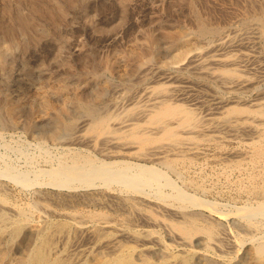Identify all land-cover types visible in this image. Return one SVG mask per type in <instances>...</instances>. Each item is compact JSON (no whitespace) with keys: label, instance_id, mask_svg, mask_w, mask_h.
I'll list each match as a JSON object with an SVG mask.
<instances>
[{"label":"rangeland","instance_id":"374dc122","mask_svg":"<svg viewBox=\"0 0 264 264\" xmlns=\"http://www.w3.org/2000/svg\"><path fill=\"white\" fill-rule=\"evenodd\" d=\"M53 1L0 0V21L2 20L0 22V83L2 84L0 85V90L2 91L4 89L2 92L0 91V109L3 108L0 111V115L2 114L1 116H3L4 114L3 117L6 122L4 123L5 125L3 124V128L2 125H0V132L2 133L0 134V167H2L5 162H7L12 166L11 171L22 170L24 173L26 172V174H29L28 176L30 178L33 179L34 177V179L39 180L34 181V184L31 183L30 185L24 186L19 181L14 178H11L8 175L7 177H5V175L3 174L0 175V211L5 212L7 217L11 220L18 216V207H27L26 209H30L29 212L31 211L29 214H31L32 219H30L32 220V222L40 221L38 217L34 216V213L38 212L42 215L41 218L47 219L49 221L52 220L51 222H53L54 224H65L66 221L67 223L69 221H72L73 223L88 225L91 227H93L92 224L100 225L101 228L96 233H88L86 231L81 232L73 229L69 230L68 233V231H66L65 229L63 233H59V237L56 235L58 239L56 238L55 240V251L62 254L68 253L69 255L73 253L70 256L71 259H73L74 257L77 258V256H81L84 258L85 255H83L82 251L85 250L91 251L92 255L90 254L91 257L89 256L87 259L89 260L88 262H93L95 261V258L99 256L104 257L112 254L111 249H114L115 246L116 248L124 247L129 246L132 243L131 245L134 247L136 246V249H138L139 246V249L144 248V252H136V254H138L136 255L137 258H140L143 255L148 256L154 260H159L161 259L163 254V252L161 251H164L163 244H165V246H168V251L171 254L174 253L173 255H175V253L176 256L179 257L188 255L189 258L192 260H190V264H207L206 258H204V256L201 254L204 251H206L207 256L217 260L219 264H257L254 259L255 257L250 251L253 244H255L257 241H264V216L256 214L249 221L246 217L244 218L243 215L237 213V208L243 205H252V207H256L260 201L264 200V193L261 189L258 188V186H260L264 182V154H259L258 159H255L254 157L257 154V145H255V143L264 145V135H261L260 137L256 136V133L244 127H241L237 130H232L226 125H220L216 129H211L209 127L210 129L208 128L202 131V133L200 134L191 133L196 134L193 143L197 144L196 147L198 149L196 147L191 148V150L190 148L186 149V152L189 151L188 153H186L185 150L180 153L174 152L173 150H168L165 153L168 154L166 156L169 159H174V162L171 165L174 170L173 172V170L168 167L167 164L161 162V160L158 159L157 154H142L140 152V149L138 148V144L131 145L129 142H127L126 139L119 136V134L123 133L126 128H128V126H126V123L136 122V119L137 121L143 122L144 119H142V114L138 112L137 114H135L134 112H131V110H128V108L130 109L136 107L135 109L137 111V109L139 110L141 109V107H144L149 102L148 91H150V89H155L156 92L159 91L160 93H163V90H169V93L166 96L167 99L170 98L168 99L170 102L174 104H184L185 107L192 109L197 115L204 118L205 121H207V113L217 111L214 114L219 115L220 112L218 111L219 109H222L219 107L221 105H224L225 108H244L241 114L244 117L245 122L247 121L248 123H260L261 120H254L252 114L254 113L256 107L264 108V104L262 106L257 103L259 101L264 102V96H262L264 95V50L262 51V49H264V33H261V29L256 25L253 20V16L255 17V13L258 9L256 8L257 6L255 7V5L257 4L259 7L261 3L260 1L263 0H92V3H90L91 0ZM242 1L243 3H241ZM75 4L80 5L76 6ZM240 10H243L245 12ZM12 12L14 15L12 14ZM202 14L205 16H203ZM74 16L77 20L74 18ZM202 17L205 19H203ZM26 18L28 19V22ZM93 18H95V20ZM199 18L203 19L206 24L209 22L210 26L217 25L223 26L225 28L227 27L228 29H224L223 27H221L222 30H225V32L223 31L222 36H224V39L228 38L229 40L233 38V40H230L229 42L227 41L228 45L225 44V47L223 46L224 49L223 47L222 49L220 47V50H218L219 48L213 49L214 51H212L211 49L209 50V44L212 43L211 41H215L216 36L206 35L205 37H200L199 35H197ZM23 20H25V22L27 23H24ZM13 22H15L16 24ZM6 26L7 29L5 28ZM46 28H48L49 31ZM238 28L241 30H239ZM237 29L239 31H237ZM6 30H8V32ZM248 30L251 33L248 32ZM253 30L256 31V34H253ZM31 31L33 32L32 34L30 33ZM3 34L5 35V37L2 36ZM9 34L11 35L9 36ZM16 35H19L20 37L17 36L18 38H16ZM209 37H211L210 40ZM27 38L29 40H27ZM153 38L154 40L151 41ZM36 39L37 41H35ZM195 39L197 40V42ZM25 40L27 41V43ZM18 41L20 42L18 43ZM39 42L41 43L38 44ZM242 43L244 44L242 45ZM195 44L196 48L194 47ZM232 44H234L235 47ZM192 47L194 49H200L201 47V50H203L204 52L208 51V54L213 52H220L221 55L225 56L226 58H234V62L226 60L228 63L226 61L223 63H226V65H223L222 63L212 65L217 66L218 68H237L238 73L241 74L242 77H245L247 80L244 82H234L231 85L224 82L222 83L220 80H216L215 78L213 79V77L211 78V76H207L209 78H207L206 76H203L204 78L202 76H199V74H197L196 72L197 68L194 66L193 63V65L191 63H187L188 66L186 65V62H189L186 58L189 55L188 53L194 50L192 49ZM234 48L236 51H234ZM237 48L239 49L237 50ZM227 50L228 52H226ZM175 51H177V53ZM180 54L182 56H179ZM173 56L175 57L173 58ZM241 56H244V58ZM249 57L250 59H252L251 61ZM161 60L164 62H162ZM236 61L238 62L236 63ZM229 62H232V64L230 65ZM184 64L187 67L180 68L181 65ZM146 66L148 67V70H146ZM151 66L157 68L154 69ZM237 66L240 68H238ZM158 67L160 70L158 69ZM192 68H195V70L193 71ZM157 69L158 71H156ZM258 70H261L262 72H259ZM3 71L4 73H2ZM149 71H151L152 73H150ZM155 71L157 74L154 73ZM137 72L141 74V76H139V74L136 75ZM173 74L176 76L174 77ZM104 75L106 78L104 77ZM101 76H103V79ZM250 76H252V79L250 78ZM161 77L164 79H162ZM133 78H136L137 80H133ZM148 78L150 81L148 80ZM139 79L140 81L137 82ZM151 79L153 81L155 80V82H153ZM174 79H176V81ZM261 79L263 80L260 81ZM99 80H101V82ZM185 80L190 81L187 82ZM213 80L215 82H213ZM109 81L113 83H110ZM114 82H117L118 84ZM124 83H126L127 85ZM56 84H58L60 87L56 86ZM143 84L144 87H142ZM146 84H148L149 86ZM223 84L226 85V88L225 86H222ZM4 85L6 87H3ZM175 85H178L177 89H174ZM185 85L187 86L185 87ZM241 85H244V87L240 88L239 86ZM112 86H114L115 89ZM233 86L235 87V89ZM256 86L257 88H255ZM130 87L131 89L129 90ZM119 88H123V90H119ZM138 88L141 89L138 90ZM229 88H231L230 91ZM142 89L145 91H143ZM232 89L236 91H233ZM33 90L36 92H33ZM116 90L118 91V93ZM75 91H77V93ZM113 91H115L116 93ZM142 91L145 93H143ZM219 92L221 93L219 94ZM65 93L67 97L65 96ZM131 93H133L134 95H132ZM140 93L143 95H140ZM170 94L172 97L170 96ZM108 95L111 96L109 97ZM130 95L132 96V98ZM105 97L108 99H106ZM126 97L128 98L127 100H125ZM133 97L137 98L138 100ZM179 97L182 99H180ZM185 97L186 100H184ZM237 97L239 98V100ZM251 98H253L254 100ZM134 99L135 101H133ZM143 99L144 103L142 102ZM102 100H104V102L106 101V103H102ZM130 100L133 103H131ZM219 100H223V102L218 103L217 101ZM233 100L235 103L233 102ZM136 101L139 102L137 103ZM83 102H91L97 105L103 114H107L108 111H111L112 109L110 113H113V116L110 117L109 123L113 128V131L97 134L96 132H89L88 126L92 123L93 120L86 116L85 113L82 111ZM140 103L141 105H139ZM142 103L144 104V106ZM241 103L245 105H242ZM2 104L3 106H1ZM114 104L115 106L113 107ZM16 105H19V107ZM216 105L219 107L217 108ZM78 108L81 110H79ZM246 108L248 110H246ZM132 116H134L135 118H131ZM86 118L88 119L85 120ZM21 119L23 121H21ZM68 119L69 121L77 122L78 125L75 122V124L77 125L74 131L75 133L73 132L72 136H68L67 134V136L65 134L54 135L53 130L60 129V127L63 125V121H68ZM9 122L12 126L9 124ZM207 124H210L211 127L213 125L212 122ZM83 127L85 128L83 129ZM120 128L124 129L121 130ZM148 129H151L152 131H158V129L154 126H148ZM213 131L215 132V134ZM77 133L78 135H76ZM181 133L187 134L186 132ZM251 133L253 134L251 135ZM74 137L77 139H74ZM84 137L86 138L84 139ZM87 137L89 138V140ZM102 139L103 144L100 142V140ZM111 142H113L115 146ZM198 144H200V147ZM67 145L68 147H66ZM73 151L77 152L78 154L81 153V155L84 154L83 156H86V158H88L89 156L90 159H87L88 162L91 160H94L97 163L100 160L107 159V161H120L129 159L128 161H130L131 163H143L146 165H154L155 167L162 170L165 173V176L156 179V182L152 186H147L142 192L135 190L132 191L131 189H128L122 184L116 182L105 183L101 179H97L92 184H81L76 182L71 184L70 186H59L49 183L46 179L47 177L45 178L44 175H41L39 177L37 176L36 170L39 168H49L63 161V159L66 160H64L65 162H70V156L74 153ZM105 151L107 152L105 153L106 155L103 154ZM129 155L133 157H130ZM133 169L135 170V167H133L132 170ZM177 169L181 172L177 173ZM166 178H169L170 180L172 179L173 181H171L173 185L179 186L177 188L185 192L187 195H192L191 197H199L202 199V201H206L208 204H217V212L214 209H210L206 205L194 204L191 200H184L182 202L178 199L176 200V198H174L173 196H159L156 193L158 189L163 191V194H170L172 192H175V187H173V185L167 184ZM158 181L161 182L160 186L158 185ZM104 183L108 185H105ZM138 192L139 194H137ZM47 193L48 195L46 196ZM58 196H60L62 199H60V197ZM156 196H159L160 199ZM47 198H49V200H46ZM115 203L117 204V206ZM157 204H160L161 206ZM118 205H121V208ZM154 205H157V207H155ZM134 206L136 209L139 208L140 210L134 209ZM168 209H171L172 211ZM74 210L75 212H72ZM191 210L193 211V213L194 211L197 213H199L200 211L203 212V214L200 212L202 215H200V213H195V216L198 217L197 220L199 224L201 223L200 225L204 227H212L215 237L213 240H209L208 236L204 232L198 231L192 233V236L189 237L190 240L188 239L187 243H181V238L179 237V233L176 228L173 229L172 227L163 224L166 222L172 223L178 221H185L186 213H190ZM220 210L222 211V213ZM125 211L127 212L125 213ZM139 211L141 216L137 214V212L139 213ZM103 212L105 214H103ZM64 214H66V217L64 216ZM43 215L44 217H47L44 218ZM150 215L156 218V220L151 219L149 217ZM209 215L211 217H208ZM205 216L208 218H206ZM79 221L83 223H79ZM151 221L154 223H152ZM123 226L125 228H123ZM146 227L150 232L147 230ZM151 230L155 231L152 232ZM102 231H105V233ZM137 231H140L139 233L143 232L149 234L146 237L147 239L133 237L132 233ZM110 232L112 233V235H109L111 234ZM256 235H258L259 237L257 236L256 238ZM123 236L126 238L124 239ZM155 237H160L161 242L158 241ZM35 238L36 233L30 228L29 225H27L23 228L14 244L8 242L7 235H3V248L10 245L11 251L9 254V258H13L17 261L20 256L25 255L29 251L31 245L35 241ZM69 239L71 240V242ZM238 239H242L244 243L242 240L238 241ZM93 242L94 244L95 242L97 244L94 245ZM24 246L26 247L23 248ZM208 246H210L211 249H207ZM58 247L60 250L62 249V252L58 249ZM73 247L75 249H73ZM147 247H150L148 251ZM247 248L249 250H247ZM139 249L137 251H139ZM151 249L153 250L151 251ZM197 249L200 250L198 251ZM97 250L98 252H100L98 253ZM181 250L183 252L182 254L185 255L180 254ZM65 251H67V253ZM159 252H161L162 254ZM224 253L228 256H225ZM249 256L251 257V259ZM177 262V264H182L181 261ZM2 264L7 263L3 262Z\"/></svg>","mask_w":264,"mask_h":264},{"label":"bare ground","instance_id":"6f19581e","mask_svg":"<svg viewBox=\"0 0 264 264\" xmlns=\"http://www.w3.org/2000/svg\"><path fill=\"white\" fill-rule=\"evenodd\" d=\"M6 1V0H5ZM53 1V0H52ZM57 1V0H56ZM68 1V0H67ZM71 1V0H70ZM69 1V2H70ZM82 1V0H81ZM80 1V2H81ZM239 1H241V0H239ZM256 1V0H255ZM54 2V1H53ZM59 2V1H58ZM85 2V1H84ZM93 2H95V1H93ZM247 2V1H246ZM261 3H260V5H259V7H258V5L256 4L255 5V7L256 8H258L257 9V11H256V9H255V11H256V13H255V17L253 16V20H254V22L256 23V25L261 29V33H264V0L263 1H260ZM90 3H92V0H91V2ZM198 3V2H197ZM240 3V2H239ZM241 3H243V1L241 2ZM46 4V3H45ZM69 4V3H68ZM74 4V3H73ZM254 4V3H253ZM76 5V4H75ZM77 5H80V4H77ZM76 5V6H77ZM246 5V4H245ZM244 5V6H245ZM191 6H193V5H191ZM249 6V5H248ZM17 7V6H16ZM70 7V6H69ZM196 7V6H195ZM243 7V6H242ZM46 8V7H45ZM65 8V7H64ZM73 8V7H72ZM192 8V7H191ZM199 8V7H198ZM248 8H250V7H248ZM252 8V7H251ZM66 9H67V7H66ZM70 9V8H69ZM82 9V8H81ZM195 9V8H194ZM245 9H247V8H245ZM254 9V8H253ZM10 10V9H9ZM73 10V9H72ZM78 10V9H77ZM251 10V9H250ZM12 11V10H11ZM70 11V10H69ZM75 11H76V9H75ZM80 11V10H79ZM78 11V12H79ZM94 11V10H93ZM194 11V10H193ZM240 11H243V10H240ZM239 11V12H240ZM89 12V11H88ZM90 12H91V10H90ZM196 12V11H195ZM200 12V11H199ZM243 12H245V11H243ZM247 12V11H246ZM252 12H253V10H252ZM73 13V12H72ZM94 13V12H93ZM192 13V12H191ZM241 13V12H240ZM12 14H13V12H12ZM90 14V13H89ZM88 14V15H89ZM201 14V13H200ZM242 14V13H241ZM9 15V14H8ZM14 15V14H13ZM80 15V14H79ZM194 15V14H193ZM203 15V14H202ZM201 15V16H202ZM244 15V14H243ZM247 15H248V13H247ZM246 15V16H247ZM31 16V15H30ZM37 16H38V14H37ZM92 16V15H91ZM198 16H199V14H198ZM203 16H205V15H203ZM241 16V15H240ZM251 16V17H252ZM10 17V16H9ZM69 17H71V16H69ZM88 17V16H87ZM11 18V17H10ZM35 18V17H34ZM74 18L76 19V17L74 16ZM79 18H81V17H79ZM203 18V17H202ZM246 18H248V17H246ZM12 19V18H11ZM27 19V18H26ZM40 19H42V18H40ZM52 19V18H51ZM94 20H95V18H93ZM197 19V18H196ZM203 19H205V18H203ZM203 19H198V28H197V35H199L200 37H205L206 35H212V36H216V39H215V41H211L212 43H210L209 45V50L211 49L212 51H214L213 49H218V50H220V47H221V49H222V47L224 46L225 47V44H227V41L229 42L230 40H233V38H231V39H229L228 40V38L227 39H224V36H222L223 35V31L225 32V30H222V28L221 27H223V26H217V25H212V26H210L209 24V22L206 24L204 21H203ZM236 19V18H235ZM10 20V19H9ZM39 20V19H38ZM77 20V19H76ZM247 20V19H246ZM249 20H250V17H249ZM2 21V20H1ZM0 21V22H1ZM14 21H15V19H14ZM41 21V20H40ZM208 21V20H207ZM17 22V21H16ZM23 22L24 23H27L28 22V19H27V22H25V20H23ZM30 22V21H29ZM44 22V21H43ZM42 22V23H43ZM61 22V21H60ZM74 22V21H73ZM83 22V21H82ZM239 22H241V21H239ZM242 22H243V20H242ZM245 22H247V21H245ZM244 22V23H245ZM253 22V23H254ZM9 23H10V21H9ZM11 23H12V21H11ZM13 23H15V22H13ZM216 23V22H215ZM1 24V23H0ZM16 24V23H15ZM44 24V23H43ZM61 24V23H60ZM213 24V23H212ZM240 24V23H239ZM238 24V25H239ZM249 24V23H248ZM12 25V24H11ZM63 25V24H62ZM196 25H197V23H196ZM231 25V24H230ZM234 25V24H233ZM15 26V25H14ZM44 26V25H43ZM235 26V25H234ZM246 26H247V23H246ZM250 26H251V24H250ZM254 26V25H253ZM229 27H231V26H229ZM6 29H7V26L5 27ZM16 28H18V27H16ZM15 28V29H16ZM28 28V27H27ZM224 29H226L225 27H223ZM235 28V27H234ZM234 28H231V29H234ZM242 28H244V27H242ZM254 28V27H253ZM47 30H48V28H46ZM56 29V28H55ZM195 29V28H194ZM228 29V28H227ZM239 29V28H238ZM237 29V31H239V30H241V29H239L238 30ZM249 29V28H248ZM20 30V29H19ZM40 30V29H39ZM59 30V29H58ZM7 32H8V30H6ZM28 31V30H27ZM41 31V30H40ZM43 31V30H42ZM49 31V30H48ZM231 31H234V30H231ZM230 31V32H231ZM254 31V30H253ZM2 32V31H1ZM21 32V31H20ZM56 32V31H55ZM54 32V33H55ZM248 32H250L249 30H248ZM257 32H259V31H257ZM14 33H16V32H14ZM23 33H25V32H23ZM31 34L33 33L32 31L30 32ZM169 33V32H168ZM172 33V32H171ZM244 33V32H243ZM242 33V34H243ZM251 33V32H250ZM256 34V31H254L253 32V34ZM12 34V33H11ZM11 34H9V36L11 35ZM34 34H35V32H34ZM40 34V33H39ZM49 34H50V32H49ZM164 34H165V32H164ZM246 34V33H245ZM259 34V33H258ZM24 35V34H23ZM23 35H22V39H23ZM26 35V34H25ZM55 35V34H54ZM56 35H57V33H56ZM169 35H171V34H169ZM191 35V34H190ZM225 35V34H224ZM228 35H229V33H228ZM241 35V34H240ZM2 36H4L5 37V35L3 34ZM17 36H19V35H16V38H18ZM46 36H47V34H46ZM48 36H50V35H48ZM226 36V35H225ZM254 36V35H253ZM259 36V35H258ZM20 37V36H19ZM37 37H38V35H37ZM41 37V36H40ZM43 37V36H42ZM155 37V36H154ZM184 37V36H183ZM195 37V36H194ZM7 38V37H6ZM8 38H10V37H8ZM44 38H45V36H44ZM150 38V37H149ZM171 38V37H170ZM197 38V37H196ZM210 38L211 37H209V40H210ZM248 38V37H247ZM1 39V38H0ZM184 39V38H183ZM203 39V38H202ZM208 39V38H207ZM27 40H29L28 38H27ZM154 40V38L151 40V41H153ZM196 40V39H195ZM245 40V39H244ZM250 40V39H249ZM248 40V41H249ZM256 40V39H255ZM26 41V40H25ZM35 41H37V39L35 40ZM178 41V40H177ZM187 41V40H186ZM192 41V40H191ZM191 41H189V42H191ZM208 41V40H207ZM239 41V40H238ZM20 41H18V43H19ZM21 42H22V40H21ZM32 42V41H31ZM188 42V41H187ZM196 42H197V40H196ZM236 42V41H235ZM250 42H252V41H250ZM264 42V41H263ZM26 43H27V41H26ZM34 43V42H33ZM41 42H39L38 44H40ZM199 43V42H198ZM32 44V43H31ZM30 44V45H31ZM37 44V45H38ZM184 44H185V42H184ZM189 44V43H188ZM187 44V45H188ZM244 43H242V45H243ZM250 44V43H249ZM12 45V44H11ZM25 45V44H24ZM190 45V44H189ZM192 45V44H191ZM201 45V44H200ZM199 45V46H200ZM206 45H208V44H206ZM228 45V44H227ZM232 45H234V44H232ZM239 45V44H238ZM246 45V44H245ZM254 45V44H253ZM4 46V45H3ZM13 46V45H12ZM34 46V45H33ZM32 46V47H33ZM183 46H185V45H183ZM241 46V45H240ZM263 46V45H262ZM29 47V46H28ZM27 47V48H28ZM195 48H196V44H195V46H194ZM224 47H223V49H224ZM229 47H230V43H229ZM234 47H235V45H234ZM239 47V46H238ZM259 47V46H258ZM261 47V46H260ZM22 48V47H21ZM20 48V49H21ZM24 48V47H23ZM34 48V47H33ZM176 48V47H175ZM180 48H183V47H180ZM5 49V48H4ZM192 49H194L193 47H192ZM206 49V48H205ZM208 49V48H207ZM226 49V48H225ZM239 48H237V50H238ZM258 49H261V48H258ZM23 50H25V49H23ZM22 50V51H23ZM180 50V49H179ZM185 50V49H184ZM264 49H262V51H263ZM7 51V50H6ZM178 51V50H177ZM177 51H175L176 53H177ZM225 51V50H224ZM230 51V50H229ZM234 51H236L235 50V48H234ZM246 51V50H245ZM261 51V52H262ZM183 52H185V51H183ZM182 52V53H183ZM208 51H206V52H204L203 50H201V47H200V49H194V50H192L190 53H188L187 55V59H188V61L189 62H186V65H187V63H193L194 64V66L197 68V74H199V76H211V78L213 77V79L215 78L216 80H220L222 83L224 82V83H227V84H231L232 85V83H236V82H244V81H246L247 79L245 78V77H242V75L241 74H239L238 73V69L237 68H218L217 66H214V65H217V64H223L226 60H229V61H235L234 60V58H231V57H229V58H226L225 56H222L221 55V53L219 52H213V53H210V54H208L207 53ZM223 52V51H222ZM226 52H228V50L226 51ZM242 52V51H241ZM251 52V51H250ZM259 52H260V50H259ZM225 54V53H224ZM232 54V53H231ZM248 54V53H247ZM250 54V53H249ZM230 55V54H229ZM233 55V54H232ZM238 55V54H237ZM177 56V55H176ZM179 56H182L181 54L179 55ZM240 56V55H239ZM246 56V55H245ZM248 56V55H247ZM175 56H173V58H174ZM178 57V56H177ZM185 57V56H184ZM241 57H243L244 58V56H241ZM252 57V56H251ZM176 59V58H175ZM174 59V60H175ZM236 59V58H235ZM249 59H250V57H249ZM146 60V59H145ZM164 60V59H163ZM183 60V59H182ZM252 59H250V61H251ZM162 61V60H161ZM4 62V61H3ZM162 62H164V61H162ZM185 62H183V63H185ZM227 62V61H226ZM238 61H236V63H237ZM241 62V61H240ZM243 62H245V61H243ZM248 62V61H247ZM5 63V62H4ZM177 63V62H176ZM180 63V62H179ZM178 63V64H179ZM228 63V62H227ZM264 63V62H263ZM163 64V63H162ZM161 64V65H162ZM166 64V63H165ZM164 64V65H165ZM181 64V63H180ZM179 64V65H180ZM192 64V65H193ZM211 64V65H210ZM212 64H214V65H212ZM229 64L231 65L232 64V62L230 63L229 62ZM249 64V63H248ZM157 65V64H156ZM159 65V64H158ZM171 65H173V64H171ZM191 65V66H192ZM223 65H226V63L225 64H223ZM237 65H239V64H237ZM264 65V64H263ZM262 65V66H263ZM174 66H175V64H174ZM178 66V65H177ZM188 66V65H187ZM187 66H185V64L184 65H181V67L180 68H186ZM233 66V65H232ZM234 66H235V63H234ZM1 67V66H0ZM147 67V66H146ZM151 67H153V66H151ZM171 67V66H170ZM193 67V66H192ZM238 67V66H237ZM3 68V67H2ZM154 68V67H153ZM157 67H155L154 69H156ZM169 68V67H168ZM172 68V67H171ZM175 68V67H174ZM238 68H240V67H238ZM4 69V68H3ZM153 69V70H154ZM158 69H159V67H158ZM158 69L156 70V71H158ZM164 69V68H163ZM191 69V68H190ZM193 69V68H192ZM242 69V68H241ZM16 70V69H15ZM146 70H148V67H147V69ZM153 70H151V71H153ZM160 70V69H159ZM177 70H178V68H177ZM180 70V69H179ZM189 70V69H188ZM195 70V68L193 69V71ZM243 70V69H242ZM244 70H246V69H244ZM108 71V70H107ZM145 71V70H144ZM151 71H149L150 73H152ZM156 71L154 72V73H156ZM176 71V70H175ZM191 71V70H190ZM189 71V72H190ZM259 71V70H258ZM261 71V70H260ZM259 71V72H260ZM263 71H264V68H263ZM103 72V71H102ZM142 72V71H141ZM140 72V73H141ZM183 72V71H182ZM242 72V71H241ZM244 72V71H243ZM258 72V73H259ZM262 72V71H261ZM2 73H4V71L2 72ZM86 73V72H85ZM143 73V72H142ZM147 73V72H146ZM161 73V72H160ZM162 73H164V72H162ZM173 73V72H172ZM171 73V74H172ZM175 73V72H174ZM181 73V72H180ZM187 73V72H186ZM80 74V73H79ZM78 74V75H79ZM139 73L137 72V74L136 75H138ZM157 74V73H156ZM169 74H170V72H169ZM178 74V73H177ZM183 74V73H182ZM191 74V73H190ZM194 74V73H193ZM196 74V73H195ZM15 75V74H14ZM145 75V74H144ZM143 75V76H144ZM149 75V74H148ZM153 75V74H152ZM151 75V76H152ZM165 75V74H164ZM174 75V74H173ZM86 76V75H85ZM94 76H96V75H94ZM139 76H141V74H139ZM142 76V77H143ZM146 76V75H145ZM176 75H174V77H175ZM193 76V75H192ZM260 76H262V75H260ZM21 77V76H20ZM102 77V79H103V76H101ZM104 77H105V75H104ZM117 77V76H116ZM167 77H169V76H167ZM186 77V76H185ZM205 77V78H206ZM252 76H250V78H251ZM258 77V76H257ZM10 78H11V76H10ZM88 78V77H87ZM99 78V77H98ZM106 78V77H105ZM114 78V77H113ZM138 78H140V77H138ZM162 78V77H161ZM166 78V77H165ZM170 78H173V77H170ZM180 78V77H179ZM178 78V79H179ZM183 78V77H182ZM187 78V77H186ZM192 78V77H191ZM190 78V79H191ZM197 78V77H196ZM204 78V77H203ZM207 78H209V77H207ZM248 78V77H247ZM91 79V78H90ZM109 79V78H108ZM136 79V78H135ZM134 78H133V80H135ZM158 79V78H157ZM162 79H164V78H162ZM161 79V80H162ZM169 79V78H168ZM177 79V78H176ZM176 79H174L175 81H176ZM252 79V78H251ZM257 79V78H256ZM4 80V79H3ZM96 80V79H95ZM137 80V79H136ZM148 80H149V78H148ZM152 80V79H151ZM170 80V79H169ZM172 80V79H171ZM206 80H208V79H206ZM263 79H261L260 81H262ZM100 82H101V80H99ZM140 81V79L137 81V82H139ZM141 81H143V80H141ZM150 81V80H149ZM153 81V80H152ZM151 81V82H152ZM185 81H190V80H185ZM194 81V80H193ZM6 82V81H5ZM61 82V81H60ZM71 82V81H70ZM74 82H75V80H74ZM110 82V81H109ZM122 82H123V80H122ZM153 82H155V80L153 81ZM157 82H160V81H157ZM166 82V81H165ZM198 82V81H197ZM213 82H215L214 80H213ZM259 82V81H258ZM264 82V81H263ZM56 83H58V82H56ZM62 83V82H61ZM110 83H113V82H110ZM114 83H117V82H114ZM133 83V82H132ZM143 83H145V82H143ZM147 83V82H146ZM149 83V82H148ZM185 83V82H184ZM184 83H183V86H184ZM205 83V82H204ZM220 83V82H219ZM221 83V84H222ZM247 83V82H246ZM251 83V82H250ZM252 83H254V82H252ZM4 84V83H3ZM6 84V83H5ZM63 84H64V82H63ZM118 84V83H117ZM122 84V83H121ZM124 84H126V83H124ZM174 84V83H173ZM180 84V83H179ZM178 84V85H179ZM186 84V83H185ZM207 84V83H206ZM220 84V85H221ZM0 85H2L1 83H0ZM37 85V84H36ZM109 85V84H108ZM127 85V84H126ZM132 85V84H131ZM138 85V84H137ZM137 85H135V86H137ZM146 85H148V84H146ZM178 85H175L174 86V89H177L178 88ZM212 85V84H211ZM238 85V84H237ZM236 85V86H237ZM248 85V84H247ZM250 85V84H249ZM52 86H53V84H52ZM54 86H55V84H54ZM56 86H59L58 84H56ZM63 86V85H62ZM72 86V85H71ZM70 86V87H71ZM90 86V85H89ZM130 86V85H129ZM149 86V85H148ZM169 86V85H168ZM187 85H185V87H186ZM207 86H209V85H207ZM218 86V85H217ZM216 86V87H217ZM223 87L225 86V88H226V85H222ZM228 86H230V85H228ZM246 86V85H245ZM255 86V85H254ZM3 87H6L5 85L3 86ZM60 87V86H59ZM58 87V88H59ZM69 87V88H70ZM91 87H93V86H91ZM113 88H114V86H112ZM117 87V86H116ZM127 87V86H126ZM142 87H144V84H143V86ZM141 87V88H142ZM154 87V86H153ZM234 87V86H233ZM240 88L241 87H244V85H241V86H239ZM248 87V86H247ZM259 87V86H258ZM263 87V86H262ZM47 88V87H46ZM74 88H75V86H74ZM85 88V87H84ZM125 88V87H124ZM134 88V87H133ZM141 88H138V90H140ZM146 88V87H145ZM149 88V87H148ZM183 88V87H182ZM232 88V87H231ZM231 88H229V91H230V89ZM236 88H238V87H236ZM246 88V87H245ZM249 88H250V86H249ZM255 88H257V86L255 87ZM254 88V89H255ZM73 89V88H72ZM89 89V88H88ZM115 89V88H114ZM122 90H123V88H121ZM120 88H119V90H121ZM131 89V87L129 88V90ZM184 89V88H183ZM234 89H235V87H234ZM260 89V88H259ZM4 90V89H3ZM2 90V91H3ZM13 90V89H12ZM76 90V89H75ZM124 90H126V89H124ZM143 90V89H142ZM173 90V89H172ZM180 90V89H179ZM214 90V89H213ZM221 90V89H220ZM225 90V89H224ZM233 90V89H232ZM238 90V89H237ZM242 90V89H241ZM244 90V89H243ZM250 90H251V88H250ZM1 91V90H0ZM1 91V92H2ZM6 91V90H5ZM21 91V90H20ZM32 91V90H31ZM79 91V90H78ZM86 91H88V90H86ZM117 91V90H116ZM143 91H145V90H143ZM142 91V92H143ZM164 92L163 93H160L159 91H157L156 92V90L155 89H150V91H148L149 92V102L144 106V99L142 100V104H143V106L144 107H141V109H137V111H136V107L135 108H128V110H131V112H134L135 114H137V112L138 113H140V114H142V116H143V118L142 119H144L143 120V122H140V121H137V119H136V122H130V123H126V126H128V128H126V130L123 132V133H121V134H119V136H121L122 138H124V139H126L127 140V142H129L131 145H133V144H138V148L140 149V152L142 153V154H157L158 155V159H160L161 160V162H164L165 164H167L168 165V167H170L172 170H173V168L171 167V165H172V163L174 162V159H169L166 155H168V154H165L168 150H173L174 152H183L184 150H185V152H186V149H189L190 148V150H191V148H194V147H196V143H193V140H194V138H195V136H196V134H191V133H198V134H200V133H202V131H204V130H206V129H208L209 127L212 129H216V128H218L220 125H226V126H228L230 129H232V130H237V129H240L241 127H244V128H247V129H250L252 132H254V133H256L255 135L256 136H261V135H264V108H262V107H256V109L254 110V113L252 114L253 115V117H254V120H257V121H260L261 120V122L260 123H254V122H245V119H244V117L242 116V112H243V109L244 108H238V107H230V108H225L224 107V105H221L220 107L219 106H217V108L219 107V108H222L221 110L219 109V111L218 112H220L219 113V115H215L214 113H216V112H209V113H207L208 114V116L206 117V120L207 121H205L204 120V118H202L201 116H199V115H197L192 109H190V108H187V107H185L184 106V104L183 105H181V104H174V103H172V102H170L168 99H170V98H168L167 99V94L169 93V90H167V91H165V90H163ZM176 91V90H175ZM174 91V92H175ZM178 91V90H177ZM182 91V90H181ZM222 91V90H221ZM228 91V92H229ZM233 91H236V90H233ZM253 91V90H252ZM258 91V90H257ZM9 92V91H8ZM12 92V91H11ZM30 92V91H29ZM33 92H36V91H34L33 90ZM76 93H77V91H75ZM113 92H115V91H113ZM124 92V91H123ZM126 92H128V91H126ZM130 92V91H129ZM132 92H134V91H132ZM135 92H138V91H135ZM140 92V91H139ZM4 93V92H3ZM25 93V92H24ZM111 93V92H110ZM116 93V92H115ZM117 93H118V91H117ZM143 93H145V92H143ZM177 93V92H176ZM218 93V92H217ZM221 92H219V94H220ZM9 94V93H8ZM27 94V93H26ZM114 94V93H113ZM123 94V93H122ZM132 95H134L133 93H131ZM183 94V93H182ZM181 94V95H182ZM184 94H185V91H184ZM230 94V93H229ZM239 94H242V93H239ZM260 94V93H259ZM3 95V94H2ZM10 95V94H9ZM74 95V94H73ZM121 95V94H120ZM119 95V96H120ZM124 95V94H123ZM140 95H143V94H141L140 93ZM227 95V94H226ZM249 95V94H248ZM247 95V96H248ZM4 96V95H3ZM36 96V95H35ZM65 96L67 97V95H66V93H65ZM69 96V95H68ZM76 96V95H75ZM109 96V95H108ZM111 96V95H110ZM109 96V97H110ZM114 96V95H113ZM112 96V97H113ZM129 96V95H128ZM131 96V95H130ZM135 96H137V95H135ZM169 96V95H168ZM170 96H171V94H170ZM178 96V95H177ZM256 96V95H255ZM262 96H264V95H262ZM64 97V96H63ZM107 97V96H106ZM105 97V98H106ZM117 97V96H116ZM172 97V96H171ZM181 97V96H180ZM179 97V98H180ZM233 97V96H232ZM2 98H5V97H2ZM6 98H7V96H6ZM65 98V97H64ZM75 98V97H74ZM130 98V97H129ZM131 98H132V96H131ZM130 98V99H131ZM133 98H135V97H133ZM182 98H183V96H182ZM182 98H180V99H182ZM222 98H223V96H222ZM221 98V99H222ZM228 98V97H227ZM234 98V97H233ZM238 98V97H237ZM236 98V99H237ZM259 98V97H258ZM258 98H256V99H258ZM261 98V97H260ZM102 99H104V98H102ZM106 99H108V98H106ZM105 99V100H106ZM110 99V98H109ZM112 99V98H111ZM114 99H116V98H114ZM119 99V98H118ZM117 99V100H118ZM128 98L126 97L125 98V100H127ZM135 99H137V98H135ZM135 99L133 100V101H135ZM173 99V98H172ZM175 99V98H174ZM224 99H225V97H224ZM251 99H253V98H251ZM255 99V100H256ZM263 99H264V97H263ZM5 100V99H4ZM38 100V99H37ZM138 100V99H137ZM140 100V99H139ZM177 100H179V99H177ZM184 100H186V97H185V99ZM238 100H239V98H238ZM254 100V99H253ZM107 101V100H106ZM106 101L104 102V100H102V103H106ZM113 101V100H112ZM111 101V102H112ZM116 101V100H115ZM131 101V100H130ZM174 101V100H173ZM232 101V100H231ZM241 101H242V97H241ZM30 102V101H29ZM101 102V101H100ZM119 102V101H118ZM117 102V103H118ZM137 102V101H136ZM135 102V103H136ZM139 102V101H138ZM137 102V103H138ZM218 103L219 102H223V100L222 101H217ZM233 102H234V100H233ZM238 102H240V101H238ZM253 102V101H252ZM2 103H3V101H2ZM120 103H121V100H120ZM125 103V102H124ZM131 103H133L132 101H131ZM136 103V104H137ZM185 103V102H184ZM190 103V102H189ZM217 103V104H218ZM225 103V102H224ZM223 103V104H224ZM228 103V102H227ZM235 103V102H234ZM244 103V102H243ZM259 105H262L263 106V104H264V102H261V101H259V102H257ZM15 104V103H14ZM111 104V103H110ZM109 104V105H110ZM113 104V103H112ZM116 104V103H115ZM115 104L113 105V107L115 106ZM128 104V103H127ZM126 104V105H127ZM242 104V103H241ZM22 105V104H21ZM25 105V104H24ZM117 105V104H116ZM123 105V104H122ZM125 105V104H124ZM133 105V104H132ZM139 105H141V103L139 104ZM138 105V106H139ZM190 105V104H189ZM242 105H245V104H242ZM1 106H3V104L1 105ZM16 106H18L19 107V105H16ZM63 106V105H62ZM107 106V105H106ZM111 106V105H110ZM128 106H130V105H128ZM137 106V105H136ZM235 106V105H234ZM256 106V105H255ZM17 107V108H18ZM55 107V106H54ZM59 107V106H58ZM80 107V106H79ZM239 107H241V106H239ZM251 107V106H250ZM81 108V107H80ZM108 108V107H107ZM123 108H125V107H123ZM206 108V107H205ZM211 108V107H210ZM213 108H215V107H213ZM255 108V107H254ZM1 109H3V108H1ZM1 109H0V111H1ZM53 109H55V108H53ZM79 109V108H78ZM248 109H249V107H248ZM247 108H246V110H248ZM19 110V109H18ZM79 110H81V109H79ZM103 110H105V109H103ZM106 110H108V109H106ZM207 110V109H206ZM22 111V110H21ZM54 111H56V110H54ZM82 111L85 113V115L86 116H88L90 119H92L93 121H92V123L88 126V130H89V132H96V134L97 133H104V132H112L113 131V128L111 127V125H110V123H109V119H110V117L111 116H113V113H110L111 111H112V109H111V111H108V113L107 114H103L102 113V111L100 110V108L97 106V105H95V104H93V103H91V102H83L82 103ZM53 112V111H52ZM82 112V113H83ZM202 112V111H201ZM200 112V113H201ZM4 113V112H3ZM22 113V112H21ZM57 113H59V112H57ZM83 113V114H84ZM23 114H25V113H23ZM61 114H62V112H61ZM206 114V115H207ZM2 115V114H1ZM0 115V125H2V128L4 127L3 126V124L4 123H6L5 122V119H4V114H3V116H1ZM15 115V114H14ZM58 116H59V114H58ZM57 116V117H58ZM62 117V116H61ZM16 118V117H15ZM18 118V117H17ZM59 118V117H58ZM63 118V117H62ZM129 118H130V116H129ZM131 118H135L134 116H132ZM23 119H24V117H23ZM57 119V118H56ZM82 119H83V117H82ZM81 119V120H82ZM88 118H86L85 120H87ZM247 119V118H246ZM7 120H9V119H7ZM61 120V119H60ZM66 120V119H65ZM251 120V119H250ZM13 121V120H12ZM15 121V120H14ZM21 121H23L22 119H21ZM56 121V120H55ZM11 122V121H10ZM10 122H9V124H10ZM76 122V121H75ZM75 122L73 121H69V119H68V121H63V125L60 127V129H54V128H52V129H54L53 130V134L54 135H60V134H67L68 136H72V134H73V132L75 131V129H76V127H77V122H76V124H75ZM82 122H84V121H82ZM212 122V127H211V125L210 124H207V123H211ZM256 122V121H255ZM86 123V122H85ZM84 123V124H85ZM124 123H125V121H124ZM56 124V123H55ZM80 124V123H79ZM5 125V124H4ZM11 125V124H10ZM14 125V124H13ZM262 125V126H261ZM12 126V125H11ZM81 126V125H80ZM148 126H154V127H156L157 129H158V131H152L151 129H148ZM225 126V127H226ZM6 127V126H5ZM14 127V126H13ZM15 127H17V126H15ZM51 127V126H50ZM224 127V128H225ZM49 128V127H48ZM85 127H83V129H84ZM209 128V129H210ZM10 129V128H9ZM50 129V128H49ZM82 129V130H83ZM121 130H123L122 128H120ZM1 130H3V129H1ZM48 130V129H47ZM42 131V130H41ZM44 131H45V129H44ZM80 131V130H79ZM212 131V130H211ZM241 131V130H240ZM242 131H244V130H242ZM247 131H249V130H247ZM51 132V131H50ZM181 132H186L187 134H183V133H181ZM208 132H209V130H208ZM214 132V131H213ZM212 132V133H213ZM221 132V131H220ZM75 133V132H74ZM85 133V132H84ZM115 133V132H114ZM190 133V134H189ZM248 133V132H247ZM0 134H2L1 132H0ZM47 134V133H46ZM81 134V133H80ZM214 134H215V132H214ZM231 134V133H230ZM253 133H251V135H252ZM64 135V136H65ZM66 135V136H67ZM76 135H78V133L76 134ZM83 135V134H82ZM220 135V134H219ZM250 135V134H249ZM87 136H88V134H87ZM92 136V135H91ZM97 136V135H96ZM206 136V135H205ZM215 136V135H214ZM217 136V135H216ZM79 137V136H78ZM95 137V136H94ZM221 137H222V135H221ZM230 137V136H229ZM64 138V137H63ZM67 138V137H66ZM83 138V137H82ZM81 138V139H82ZM86 137H84V139H85ZM88 138V137H87ZM96 138V137H95ZM227 138V137H226ZM254 138V137H253ZM58 139V138H57ZM71 139H73V138H71ZM74 139H77V138H75L74 137ZM97 139V138H96ZM95 139V140H96ZM214 139V138H213ZM216 139V138H215ZM238 139V138H237ZM59 140V139H58ZM69 140V139H68ZM88 140H89V138H88ZM203 140V139H202ZM246 140V139H245ZM256 140V139H255ZM78 141V140H77ZM97 141V140H96ZM240 141V140H239ZM243 141V140H242ZM251 141V140H250ZM94 142V141H93ZM93 142H91V143H93ZM100 142L103 144V139L102 140H100ZM204 142V141H203ZM63 143V142H62ZM69 143V142H68ZM111 143H113V142H111ZM110 143V144H111ZM120 143V142H119ZM190 143V144H189ZM245 143V142H244ZM258 143V142H257ZM105 144V143H104ZM243 144V143H242ZM97 145V144H96ZM96 145H95V147H96ZM105 145H107V144H105ZM113 145H114V143H113ZM199 145V147H200V144H198ZM255 145H257L256 146V152H257V154L254 156L255 157V159H258L259 158V154H264V145H262V144H256L255 143ZM94 146V145H93ZM104 146V145H103ZM108 146V145H107ZM115 146V145H114ZM66 147H68V145L66 146ZM72 147V146H71ZM133 147V146H132ZM62 148H63V146H62ZM99 148V147H98ZM125 148V147H124ZM130 148V147H129ZM134 148V147H133ZM137 148V149H138ZM197 148V147H196ZM103 149V148H102ZM121 149H122V147H121ZM126 149H127V147H126ZM198 149V148H197ZM104 150V149H103ZM107 150V149H106ZM113 150V149H112ZM118 150H120V149H118ZM80 151H82V150H80ZM109 151V150H108ZM131 151V150H130ZM252 151V150H251ZM71 152V151H70ZM74 153L71 155L70 153V162H65L66 160L65 159H63V161H61V162H59L58 164H56V165H53V166H51V167H49V168H39V169H37L36 171V173H37V176L39 177V176H45V178L47 179V181L49 182V183H51V184H54V185H59V186H70L71 184H73V183H76V182H78V183H81V184H85V183H88V184H92V183H94L97 179H101V180H103L105 183H112V182H116V183H119V184H122L124 187H126V188H128V189H131L132 191L133 190H135V191H140V192H142L147 186H152L155 182H156V179H158V178H162V177H164L165 176V173L162 171V170H160L159 168H157V167H155L154 165H146V164H143V163H131L130 161H128V160H118V161H107V160H100L99 162H95L94 160H91V161H89L88 162V158H89V156H88V158H86V156H83L84 154H82L81 155V153H77V152H75V151H73ZM189 152V151H188ZM188 152H186V153H188ZM255 152V153H256ZM66 153V152H65ZM105 153H107L106 151L103 153V154H105ZM112 153V152H111ZM137 153V152H136ZM178 153V154H179ZM191 153V152H190ZM194 153V152H193ZM197 153V152H196ZM202 153V152H201ZM204 153V152H203ZM108 154H110V153H108ZM128 154V153H127ZM171 154H173V153H171ZM185 154V153H184ZM65 155H67V154H65ZM106 155V154H105ZM122 155H124V154H122ZM180 155V154H179ZM194 155H196V154H194ZM110 156V155H109ZM130 156V155H129ZM69 157V156H68ZM130 157H133V156H130ZM149 157V156H148ZM151 157V156H150ZM170 157V156H169ZM179 157V156H178ZM253 157V156H252ZM253 157V158H254ZM65 158V157H64ZM125 158V157H124ZM140 158V157H139ZM152 158V157H151ZM151 158H148V159H151ZM157 158V157H156ZM186 158V157H185ZM90 159V158H89ZM92 159V158H91ZM120 159V158H119ZM176 159V158H175ZM187 159H189V158H187ZM62 160V159H61ZM65 160V161H64ZM115 160V159H114ZM131 160V159H130ZM141 160V159H140ZM154 160V159H153ZM68 161V160H67ZM134 162H136V161H134ZM242 163V162H241ZM13 164V163H12ZM175 164V163H174ZM258 164V163H257ZM170 165V166H169ZM174 166V165H173ZM242 166H244V165H242ZM247 166V165H246ZM11 164H9V163H7V162H5L4 163V165L2 166V167H0V175H5V177H7V175L8 176H10L11 178H14V179H16L17 181H19L21 184H23L24 186L25 185H30L31 183H33L34 181H39V180H36V179H34V177H33V179L32 178H30L28 175L29 174H26V172L24 173L22 170L20 171V170H15V171H11ZM133 167H135V170L133 169L132 170V168ZM187 168V167H186ZM188 169V168H187ZM231 169H233V168H231ZM248 169V168H247ZM132 170V171H131ZM178 170V169H177ZM225 170V169H224ZM228 170V169H227ZM173 172H174V170H173ZM177 173L179 172H181V171H176ZM175 172V173H176ZM36 176V177H37ZM179 176H180V174H179ZM242 176V175H241ZM38 179V178H37ZM167 180H166V183L167 184H169V185H173V183H172V181L169 179V178H166ZM41 181V180H40ZM245 181V180H244ZM42 182V181H41ZM193 182H195V181H193ZM9 183V182H8ZM36 183H39V182H36ZM104 183V184H105ZM34 184V183H33ZM102 184H103V182H102ZM105 185H108V184H105ZM158 185L160 186L161 185V182L160 181H158ZM197 185V184H196ZM255 185V184H254ZM88 186V185H87ZM90 186V185H89ZM199 186V185H198ZM257 186V185H256ZM74 187V186H73ZM73 187H71V188H73ZM173 187H175L174 189H175V192H172V193H170V194H163V191H161V190H159L158 189V191H156V193L159 195V196H166V197H171V196H173L174 198H176V200L178 199V200H180V201H184V200H191V201H193V203L194 204H203V205H206V206H208L210 209H214L215 211H216V209H217V207H216V202H215V204L216 205H214L213 203L211 204H208L206 201V203L204 202V201H202V199L201 198H199V197H191V196H189V195H187L185 192H183V191H181V190H179L177 187H179V186H175V185H173ZM6 188H7V186H6ZM26 188V187H25ZM66 188V187H65ZM123 188V187H122ZM158 188H160V187H158ZM202 188V187H201ZM243 188V187H242ZM258 188L259 189H261L262 190V192L264 193V182H263V184H261L260 186H258ZM173 189V188H172ZM181 189V188H180ZM199 189V188H198ZM204 189V188H203ZM210 189V188H209ZM123 190V189H122ZM183 190V189H182ZM121 191V190H120ZM125 191V190H124ZM202 191H205V190H202ZM6 192V191H5ZM167 192V191H166ZM51 193V192H50ZM130 193V192H129ZM155 193V194H156ZM188 193V192H187ZM58 194V193H57ZM137 194H139V192L137 193ZM143 194V193H142ZM190 194V193H189ZM250 194V193H249ZM8 195V194H7ZM45 195V194H44ZM48 195V193L46 194V196ZM56 195V194H55ZM89 195V194H88ZM150 195H151V193H150ZM195 195V194H194ZM40 196V195H39ZM82 196V195H81ZM87 196V195H86ZM132 196V195H131ZM159 196H156V197H158L159 199H160V197ZM196 196H198V195H196ZM41 197V196H40ZM50 197V196H49ZM58 197H60V196H58ZM103 197V196H102ZM126 197H129V196H126ZM148 197H149V195H148ZM7 198V197H6ZM64 198H66V197H64ZM93 198V197H92ZM96 198V197H95ZM94 198V199H95ZM120 198V197H119ZM132 198V197H131ZM162 198V197H161ZM203 198V197H202ZM60 199H62L61 197H60ZM138 199V198H137ZM204 199V198H203ZM32 200V199H31ZM46 200H49V198H47ZM55 200V199H54ZM87 200V199H86ZM115 200V199H114ZM130 200V199H129ZM166 200V199H165ZM40 201V200H39ZM88 201V200H87ZM118 201H119V199H118ZM138 201V200H137ZM139 201H140V199H139ZM215 201V200H214ZM20 202V201H19ZM64 202H65V200H64ZM94 202V201H93ZM113 202V201H112ZM143 202V201H142ZM163 202V201H162ZM210 202V201H209ZM213 202V201H212ZM15 203V202H14ZM100 203H101V201H100ZM114 203V202H113ZM122 203V202H121ZM132 203V202H131ZM135 203V202H134ZM133 203V204H134ZM170 203V202H169ZM187 203V202H186ZM192 203V204H193ZM13 204V203H12ZM11 204V205H12ZM47 204V203H46ZM116 204V203H115ZM114 204V205H115ZM132 204V205H133ZM22 205V204H21ZM29 205V204H28ZM42 205V204H41ZM137 205V204H136ZM135 205V206H136ZM145 205H147V204H145ZM157 205H160V204H157ZM157 205H154L155 207H157ZM170 205V204H169ZM255 205V204H254ZM9 206V205H8ZM27 206V205H26ZM37 206V205H36ZM116 206H117V204H116ZM119 206V205H118ZM121 206V205H120ZM119 206V207H120ZM125 206V205H124ZM135 206H134V209H136L135 208ZM139 206V205H138ZM142 206V205H141ZM153 206V207H154ZM161 206V205H160ZM172 206V205H171ZM176 206V205H175ZM186 206V205H185ZM195 206V205H194ZM199 206V205H198ZM205 206V207H206ZM1 207H2V205H1ZM17 207H18V205H17ZM49 207V206H48ZM127 207V206H126ZM130 207V206H129ZM204 207V206H203ZM27 207H25V208H22V207H18V209H17V213H18V216L16 217V218H13V219H9L8 217H7V215L5 214V212H2V211H0V264H2L3 262H6L7 264H177L178 262L177 261H181V263L182 264H190V258H189V256L187 255V256H176V253H175V255H173V254H171L169 251H168V246H165V244H163V246H164V251H161V252H163V254L161 253V252H159V253H161L162 254V257H161V259H159V260H154V259H151L150 257H148V256H141V254H140V258H137L136 257V255H138V254H136V252H139V253H142V251L144 250V248H142V249H139L140 248V246H139V251H137L138 249H136L134 246H132L131 244V246L129 245V246H124V247H117L116 248V246L114 247V249H111L112 251H111V253L112 254H110L109 256H104V257H97V258H95V261H93V262H88L89 260L87 259L89 256H90V254H91V251H85V250H83L82 251V253H83V255H85L84 256V258L83 257H81V256H77V258H73V259H71V255L73 254H68L67 253V251H65L67 254H62V253H59V252H57V251H55L56 249H55V240H56V238L58 239V235H59V233L61 234V232L63 233V231L66 229V231H68V233H69V230H77V231H81V232H91V233H96V232H98L99 230H100V225H94V224H92V226L93 227H91V226H88V225H83V224H77V223H73L72 221H69L68 223H67V221H66V223L65 224H54L53 222H51V221H49V220H47V219H43V218H41L42 217V215L40 214V213H34V216H36V217H38L39 219H40V221H38V222H32V218H31V214H29L30 212H29V210L28 209H26ZM30 208V207H29ZM47 208V207H46ZM46 208H44V209H46ZM51 208V207H50ZM63 208V207H62ZM101 208V207H100ZM121 208V207H120ZM124 208V207H123ZM131 208V207H130ZM141 208V207H140ZM151 208V207H150ZM160 208V207H159ZM164 208V207H163ZM162 208V209H163ZM184 208V207H183ZM8 209V208H7ZM34 209V208H33ZM54 209V208H53ZM72 209V208H71ZM102 209V208H101ZM138 210H140L139 208H137ZM136 209V210H137ZM149 209V208H148ZM147 209V210H148ZM191 209V208H190ZM9 210V209H8ZM73 210V209H72ZM78 210V209H77ZM87 210V209H86ZM124 210V209H123ZM160 210V209H159ZM168 210H170V211H172L171 209H168ZM11 211V210H10ZM144 211H146V210H144ZM143 211V212H144ZM150 211V210H149ZM163 211V210H162ZM221 211V210H220ZM60 212H62V211H60ZM72 212H75V210L74 211H72ZM99 212V211H98ZM127 211H125V213H126ZM164 212V211H163ZM180 212V211H179ZM185 212H187V211H185ZM201 212V211H200ZM199 212V213H200ZM217 212V211H216ZM219 212V211H218ZM224 212V211H223ZM85 213V212H84ZM90 213H92V212H90ZM130 213V212H129ZM176 213V212H175ZM199 214V213H197V212H195L194 211V213H193V211L191 210V212L190 213H186V220L185 221H178V222H166V223H163V224H166V225H168V226H170V227H172L173 229L174 228H176V230L178 231V233H179V237L181 238V243H187V241H188V239H189V237L190 236H192V233L193 232H198V231H202V232H204L207 236H208V238H209V240H213L215 237H214V231H213V229H212V227H204V226H202V225H200L199 223H198V220H197V218L198 217H196L195 215L196 214ZM202 214H203V212H201ZM200 213V215H202ZM221 213H222V211H221ZM220 213V214H221ZM225 213V212H224ZM224 213H223V215H224ZM237 213H239V214H241V215H243L244 216V218L246 217L249 221L251 220V218L253 217V216H255L256 214H259V215H263L264 216V200L263 201H260L258 204H257V206L256 207H252V205L251 206H249V205H243V206H240V207H238L237 208ZM14 214V213H13ZM16 214V213H15ZM45 214V213H44ZM51 214V213H50ZM103 214H105L104 212H103ZM131 214V213H130ZM137 214H139V216H141L140 215V211H139V213L137 212ZM147 214V213H146ZM149 214V213H148ZM160 214V213H159ZM173 214V213H172ZM206 214V213H205ZM208 214V213H207ZM209 214H211V213H209ZM58 215H59V213H58ZM63 215V214H62ZM66 214H64V216H65ZM70 215V214H69ZM161 215V214H160ZM61 216V215H60ZM162 216V215H161ZM197 216H199V215H197ZM35 217V218H36ZM43 217H44V215H43ZM47 217V216H46ZM46 217H44V218H46ZM50 217V216H49ZM66 217V216H65ZM78 217V216H77ZM123 217V216H122ZM148 217V216H147ZM151 219H153V220H156V218H154V217H152L151 215L149 216ZM206 217V216H205ZM208 217H211L210 215L208 216ZM208 217H206V218H208ZM240 217V216H239ZM31 218V219H30ZM53 218V217H52ZM59 218H61V217H59ZM64 218V217H63ZM80 218V217H79ZM85 218V217H84ZM172 218V217H171ZM34 219V218H33ZM38 219V220H39ZM49 219V218H48ZM70 219V218H69ZM75 219V218H74ZM125 219V218H124ZM149 219V218H148ZM205 219V218H204ZM72 220V219H71ZM96 220V219H95ZM150 220V219H149ZM160 220V219H159ZM211 220V219H210ZM243 220V219H242ZM60 221H61V219H60ZM59 221V222H60ZM74 221V220H73ZM77 221V220H76ZM75 221V222H76ZM81 221H83V220H81ZM85 221H86V219H85ZM92 221V220H91ZM126 221V220H125ZM143 221V220H142ZM158 221V220H157ZM165 221V220H164ZM207 221V220H206ZM212 221V220H211ZM215 221V220H214ZM217 221V220H216ZM65 222V221H64ZM130 222V221H129ZM140 222V221H139ZM145 222V221H144ZM152 222V221H151ZM79 223H83V222H80L79 221ZM99 223V222H98ZM114 223V222H113ZM141 223V222H140ZM146 223V222H145ZM152 223H154V222H152ZM162 223V222H161ZM221 223H222V221H221ZM91 224V223H90ZM116 224V223H115ZM156 224V223H155ZM239 224V223H238ZM27 225H29L30 226V228L36 233V238H35V241L33 242V244L31 245V247H30V249H29V251L25 254V255H23V256H20V258L19 259H17V261L16 260H14L13 258H9L10 257V251H11V247H10V245H8V246H6L5 248H3V235H7V237H8V242H10L11 244H14L15 242H16V240H17V238L19 237V234L21 233V231L23 230V228L25 227V226H27ZM119 225V224H118ZM154 225V224H153ZM224 225V224H223ZM107 226V225H106ZM114 226V225H113ZM256 226V225H255ZM121 227V226H120ZM135 227V226H134ZM142 227V226H141ZM160 227V226H159ZM105 228V227H104ZM113 228V227H112ZM123 228H125L124 226H123ZM129 228V227H128ZM147 228V227H146ZM243 228V227H242ZM106 229H108V228H106ZM110 229V228H109ZM131 229V228H130ZM152 229V228H151ZM164 229V228H163ZM172 229V230H173ZM223 229V228H222ZM221 229V230H222ZM244 229V228H243ZM112 230V229H111ZM128 230V229H127ZM132 230V229H131ZM140 230V229H139ZM146 230V229H145ZM147 230H148V228H147ZM149 231V230H148ZM152 231V230H151ZM153 231H155V230H153ZM152 231V232H153ZM165 231V230H164ZM175 231V230H174ZM76 232V231H75ZM102 232H104L105 233V231H102ZM102 232H101V234H102ZM119 232V231H118ZM140 231H137V232H133L132 233V236L133 237H135V238H146L149 234H147V233H139ZM150 232V231H149ZM217 232V231H216ZM256 232V231H255ZM260 232V231H259ZM30 233V232H29ZM28 233V234H29ZM90 233V234H91ZM111 233V232H110ZM123 233V232H122ZM157 233V232H156ZM155 233V234H156ZM175 233V232H174ZM264 233V232H263ZM262 233V234H263ZM27 234V235H28ZM31 234V233H30ZM107 234V233H106ZM131 234V233H130ZM158 234V233H157ZM156 234V235H157ZM171 234V233H170ZM198 234V233H197ZM56 235L58 236V237H56ZM67 235V234H66ZM83 235H84V233H83ZM88 235V234H87ZM108 235V234H107ZM106 235V236H107ZM109 235H112V233L111 234H109ZM125 235V234H124ZM128 235V234H127ZM177 235V234H176ZM248 235H250V234H248ZM264 235V234H263ZM86 236V235H85ZM121 236V235H120ZM160 236V235H159ZM162 236V235H161ZM257 236L258 235H256V238H257ZM68 237V236H67ZM88 237V236H87ZM95 237V236H94ZM93 237V238H94ZM102 237V236H101ZM108 237V236H107ZM122 237V236H121ZM124 237V236H123ZM172 237V236H171ZM259 237V236H258ZM73 238V237H72ZM100 238V237H99ZM126 237H124V239H125ZM152 238V237H151ZM158 241H160L161 242V240H160V237H155ZM173 238V237H172ZM242 238V237H241ZM252 238V237H251ZM255 238V239H256ZM261 238V237H260ZM131 239V238H130ZM147 239V238H146ZM253 239V238H252ZM254 239V240H255ZM70 240V239H69ZM69 240H67V241H69ZM75 240V239H74ZM78 240H79V238H78ZM94 240V239H93ZM174 240V239H173ZM190 240V239H189ZM217 240V239H216ZM242 239H238V241H241ZM7 241V240H6ZM99 241V240H98ZM154 241H156V240H154ZM176 241V240H175ZM194 241H195V239H194ZM207 241V240H206ZM219 241V240H218ZM243 241V240H242ZM257 241V240H256ZM65 242V241H64ZM63 242V243H64ZM70 242H71V240H70ZM101 242V241H100ZM141 242V241H140ZM167 242V241H166ZM221 242V241H220ZM85 243V242H84ZM92 243V242H91ZM90 243V244H91ZM214 243V242H213ZM243 243H244V241H243ZM248 243V242H247ZM66 244V243H65ZM73 244V243H72ZM76 244V243H75ZM93 244H94V242H93ZM95 244H97L96 242H95ZM94 244V245H95ZM146 244V243H145ZM174 244V243H173ZM206 244V243H205ZM68 245H69V243H68ZM86 245V244H85ZM92 245V244H91ZM101 245H104V244H101ZM121 245H123V244H121ZM133 245H136V244H133ZM139 245V244H138ZM149 245V244H148ZM147 245V246H148ZM168 245H170V244H168ZM185 245V244H184ZM187 245H189V244H187ZM244 245V244H243ZM77 246V245H76ZM79 246V245H78ZM109 246V245H108ZM214 246V245H213ZM26 246H24L23 248H25ZM71 247V246H70ZM80 247H82V246H80ZM89 247H90V245H89ZM94 247H96V246H94ZM155 247V246H154ZM159 247H161V246H159ZM171 247H172V245H171ZM180 247V246H179ZM250 247V246H249ZM248 247V248H249ZM60 248H61V246H60ZM66 248V247H65ZM72 248V247H71ZM70 248V249H71ZM102 248V247H101ZM210 248V246H208V248L207 249H209ZM215 248V247H214ZM247 248V250H249ZM251 248V247H250ZM21 249V248H20ZM58 249H59V247H58ZM73 249H75L74 247H73ZM104 249V248H103ZM148 249H150V247H147V251H148ZM163 249V248H162ZM204 249V248H203ZM202 249V250H203ZM211 249V248H210ZM60 250V249H59ZM62 250V249H61ZM60 250V251H61ZM66 250V249H65ZM69 250V249H68ZM77 250V249H76ZM108 250H110V249H108ZM107 250V251H108ZM153 249H151V251H152ZM177 250V249H176ZM179 250V249H178ZM198 251L200 250V249H197ZM222 250V249H221ZM18 251V250H17ZM20 251V250H19ZM71 251V250H70ZM106 251V250H105ZM147 251H145V252H147ZM209 251V250H208ZM217 251V250H216ZM62 252V251H61ZM69 252V251H68ZM81 252V251H80ZM97 252H98V250H97ZM100 252V251H99ZM98 252V253H99ZM144 252V251H143ZM156 252V251H155ZM158 252V251H157ZM175 252V251H174ZM214 252H215V250H214ZM250 252H252V254H253V256L255 257L254 259H255V261H256V263L257 264H264V241H257L255 244H253V246H252V248H251V251ZM18 253V252H17ZM153 253V252H152ZM180 253V252H179ZM183 252H182V250H181V253L180 254H182ZM210 253V252H209ZM213 253V252H212ZM144 254V253H143ZM154 254V253H153ZM152 254V255H153ZM203 256H204V258H206V260H207V264H219V262L217 261V260H215V259H213V258H211V257H209V256H207V254H206V251H204V252H202L201 253ZM225 254V253H224ZM224 254H223V256H224ZM75 255H76V253H75ZM79 255V254H78ZM92 255V254H91ZM99 255V254H98ZM105 255V254H104ZM108 255V254H107ZM182 255H185V254H182ZM190 255V254H189ZM219 255V254H218ZM227 254H225V256H226ZM193 256V255H192ZM228 256V255H227ZM91 257V256H90ZM154 257H156V256H154ZM159 257H160V255H159ZM221 257H222V254H221ZM250 257V256H249ZM248 257V258H249ZM217 258V257H216ZM225 258H227V257H225ZM16 259V258H15ZM90 259H92V258H90ZM250 259H251V257H250ZM94 260V259H93ZM195 260V259H194ZM192 261V260H191ZM228 261V260H227ZM222 262V261H221ZM220 262V263H221ZM231 262V261H230ZM249 263V262H248ZM224 264V263H223Z\"/></svg>","mask_w":264,"mask_h":264}]
</instances>
